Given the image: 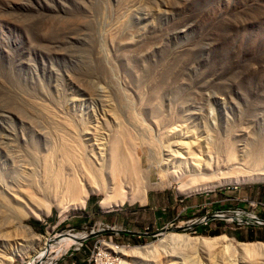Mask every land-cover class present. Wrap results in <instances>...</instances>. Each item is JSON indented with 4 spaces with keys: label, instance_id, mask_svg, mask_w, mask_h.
<instances>
[{
    "label": "rangeland",
    "instance_id": "374dc122",
    "mask_svg": "<svg viewBox=\"0 0 264 264\" xmlns=\"http://www.w3.org/2000/svg\"><path fill=\"white\" fill-rule=\"evenodd\" d=\"M178 140L264 170V0H0V264H151L172 233L264 244V182L180 192ZM119 151L135 201L105 189L129 181ZM71 182L102 190L81 207Z\"/></svg>",
    "mask_w": 264,
    "mask_h": 264
},
{
    "label": "bare ground",
    "instance_id": "6f19581e",
    "mask_svg": "<svg viewBox=\"0 0 264 264\" xmlns=\"http://www.w3.org/2000/svg\"><path fill=\"white\" fill-rule=\"evenodd\" d=\"M178 141H179L177 142L178 146L176 147L175 156H174L175 164L173 163L172 165L174 166H172L170 163V165L173 167V169L170 167L172 172L170 174L171 175L174 174V177H176V179L183 181L181 187L182 189L180 192H186V191L196 192L200 190L203 191V190L214 189L215 187L224 185L229 182H234V183H245L249 181L264 182V170L246 171L243 168L241 169V167H239L236 164L219 165V163L211 168L212 166L211 164L209 163L204 164L201 162L199 156L195 153L196 151H193L191 146L186 141H181V140ZM118 154L120 157L119 164L122 165L121 168L122 171L124 172L127 171V173L129 172L128 176L125 173H123V175L125 174L127 176V179H129V181L127 182L124 179V177L119 180L115 176H113V179L109 180L108 184H106L107 185L106 186L107 188H105L107 189L106 192L109 191V193L110 192L116 193L117 191H119L122 193L123 190L124 191L126 190L127 192H123V194L126 193L128 196L127 195L124 197L122 196L124 201L127 199H129V201H135L136 199L132 197L134 196L133 193H135V191H130L132 192L130 193L127 190L126 183L139 185L140 182H142L141 181L142 178H140L142 176L141 174L142 171L140 170V168H138L137 165L140 161L139 162L136 161L138 159H135V157L133 156L136 162L134 163L133 158H131L130 156L127 158V156L122 154L120 151L118 152ZM235 171L236 172L241 171V172L238 174L235 173ZM184 178H188L189 182H184L185 180ZM74 186L78 187L74 182L65 184L63 186V190L64 192H66L68 188L76 189ZM99 190L94 188H89V186H85L82 188L80 187L76 189L77 196L81 199V203H82L81 207H84L86 205V202L92 193ZM51 192L53 194H49V196L50 195L53 196L52 198L51 196L49 198L52 200V203H54L58 196L57 195L58 191L53 192V190L52 191L50 190V193ZM118 203L119 202H117V204ZM111 204L108 201L104 203L105 206L106 205L110 206ZM28 230L31 231V229ZM84 238H86V234L67 233L64 234L63 236H60L59 243L61 244L62 247L67 248V246L70 244H76V245L79 244V242ZM227 239L225 236L191 237L187 234L172 233L166 235L163 239H161L158 245L148 248L146 252L156 256V253L158 252L159 254V251H161L165 255L163 259H159L157 255V257H154L151 264H264L263 243H241L233 240L232 242L233 244L234 243L236 244V247L233 248L230 246L231 248H229V246H226V244H224L229 241V240L227 241ZM60 250L61 249H59V251ZM120 250L121 249H119V251ZM122 253L124 252L122 251ZM37 259H38L37 261L36 260L31 261L29 264H41L43 263L44 257L39 255Z\"/></svg>",
    "mask_w": 264,
    "mask_h": 264
},
{
    "label": "water",
    "instance_id": "95a60500",
    "mask_svg": "<svg viewBox=\"0 0 264 264\" xmlns=\"http://www.w3.org/2000/svg\"><path fill=\"white\" fill-rule=\"evenodd\" d=\"M215 218H217V217H212V219H215ZM236 220H238V219H236ZM239 222H246V223H249V221H252V220H249V219H243V220H238ZM253 222V221H252ZM254 224H258V225H261V226H264V222H262V221H254L253 222ZM87 238V237H86ZM86 238H84V239H82L81 241H83V240H85ZM80 241V242H81Z\"/></svg>",
    "mask_w": 264,
    "mask_h": 264
},
{
    "label": "trees",
    "instance_id": "16d2710c",
    "mask_svg": "<svg viewBox=\"0 0 264 264\" xmlns=\"http://www.w3.org/2000/svg\"><path fill=\"white\" fill-rule=\"evenodd\" d=\"M251 228H254V227L251 226ZM197 230H198V232H200V233H204V231H205V227H204V226H199Z\"/></svg>",
    "mask_w": 264,
    "mask_h": 264
}]
</instances>
